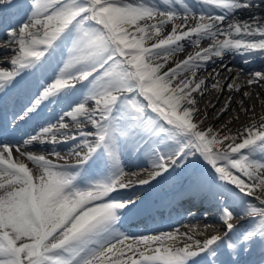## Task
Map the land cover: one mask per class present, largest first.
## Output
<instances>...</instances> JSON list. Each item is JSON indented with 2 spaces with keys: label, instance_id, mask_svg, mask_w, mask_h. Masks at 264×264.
I'll return each instance as SVG.
<instances>
[{
  "label": "snow or ice",
  "instance_id": "obj_1",
  "mask_svg": "<svg viewBox=\"0 0 264 264\" xmlns=\"http://www.w3.org/2000/svg\"><path fill=\"white\" fill-rule=\"evenodd\" d=\"M196 2L220 14L196 11L186 0H164L182 11L151 0H30L27 18L18 29H8L4 44L12 53L7 61L12 70L0 67V94L34 88L13 120L31 119L46 104L75 96L57 125L43 127L25 143L71 141L76 161L57 164L17 146L15 151L40 169L34 175L26 163L14 160L11 145H0V264H198L199 257H215L217 245L247 251L251 243L264 241V198L253 197L256 191L264 193V161L256 158L264 155V123L245 128L239 137L220 136L202 127L208 115L195 119L201 113L196 94L203 98L209 83L196 77L213 57L264 56V25L255 17L225 25L240 10L264 5V0ZM0 7L18 5L0 0ZM193 19L195 24H189ZM205 40L211 41L208 47L175 60L184 51L182 42L198 46ZM170 62L173 66L165 71ZM249 75V86L264 80V73ZM234 80L226 78L224 85L212 80L211 87L238 92ZM231 104L229 97L217 119ZM125 151L143 153L152 162L154 171L139 185L202 161L213 172L212 184L231 185L238 197L257 203L241 200L239 213L222 208V236L201 241L176 230L129 237L118 226L136 201L113 195L136 186L126 179ZM52 154L59 157L55 150ZM201 186H209L208 180ZM238 217H247L249 228L234 242L230 234L237 225L231 221ZM182 238L190 243L179 247Z\"/></svg>",
  "mask_w": 264,
  "mask_h": 264
},
{
  "label": "bare ground",
  "instance_id": "obj_2",
  "mask_svg": "<svg viewBox=\"0 0 264 264\" xmlns=\"http://www.w3.org/2000/svg\"><path fill=\"white\" fill-rule=\"evenodd\" d=\"M15 2L18 7L11 9L7 7H0V13L2 15H5L7 18H20L24 16L25 20L27 18L26 13L29 10L28 5L30 4V0H15ZM151 2L157 4L159 7L162 8L175 7L177 11H182L181 6L175 3L166 5L164 3V0H151ZM186 2L189 3L191 8L196 11H201L202 9L208 11H216L215 9L209 8L208 6H202L198 4L196 0H186ZM254 2L259 4V0H254ZM252 17L256 18V22H259L261 25H264V5L240 10L236 14L235 20L229 18L225 21V25L227 23L232 22H250ZM195 22L196 20L193 19L189 21V24L194 25ZM170 31L171 24L166 26L164 34L166 35ZM182 43L184 45V51L176 54L175 60L177 61L183 60L189 53H195L201 48L208 47L211 41H202L201 44L198 46H190L188 41H184ZM2 51L6 53L3 54V56H0V67H2L4 70L11 69V65L7 61L10 60L12 53L7 50L6 46H2L0 44V52ZM4 56H6V59H1V57ZM172 66L173 63L170 62L164 70L166 71L167 67ZM227 69H231V71H228ZM256 69L257 72L264 73V56H261L258 53H253L251 55L226 53L223 59L213 57L212 61L208 64L207 68L201 69L199 71L196 78L198 80L203 79L205 81H209L208 85L205 87V89H203V91L206 93L203 98H200L199 94H196L197 106L199 107V109H201V113L200 116L196 117L195 119L197 121L202 120L205 115H208L209 118L202 125L205 130L210 127L213 129L214 133L221 132V136H223L230 135L231 130L235 134H238L240 129H245L253 124H257V127H259V125L263 123L260 121V118L264 115V80H261L259 83H253L251 86L247 84V81L249 79H252V76H250L249 74H254L253 71H255ZM217 73H219L218 76L216 75ZM230 77H235V80L233 82L239 86L240 90L238 92L227 90L226 87L223 91H221L219 88L213 89L211 87L212 80H218L221 85H224L226 78ZM80 88L81 86L78 84L77 94L79 93ZM244 92L249 93V95L247 97H244L242 95V93ZM2 95L4 94H0V96ZM229 97H231L232 99L231 110L228 111L225 115L220 116L219 119H217V116L219 115L221 109L224 107L225 102L229 99ZM75 98V96L70 97L67 100H62L59 104H46L42 107V110H48L49 115L53 116L59 111L61 107L65 105L68 107L71 104L72 100H74ZM213 104L217 105L215 110H213ZM88 107L91 108L93 107V105L89 104ZM65 121L71 120L66 118ZM85 127L87 128L90 126L85 125ZM72 143L73 142L71 141L67 144L57 143L55 145H53L52 143H39L40 149L36 150L35 154L45 155L46 158L52 160L51 155H53L52 153L54 150L58 153L64 152L60 155V161L63 163H67L69 161L68 163H70L71 161H75L72 159H76L74 156L70 155L71 149H66L68 144ZM225 144L227 143L225 142ZM256 158L258 160L264 161V155L257 154ZM14 160L26 163L29 168L33 170L34 175L39 174L40 169L33 163L32 165H30L29 162L31 161H28L27 159L26 161L18 159ZM142 163L151 166L152 162L146 155L137 151H125L122 155V165L128 172V176L126 177V179L131 180L134 184H136L135 188L130 189V194L133 193V196H131V198L137 201H141L138 203L139 208L135 207L134 209H130L124 213L122 220L118 226L120 229H130L132 225H141L140 228H142L143 224L139 223L143 222L144 220L152 223L153 220L159 218V215L161 214L160 212L157 213V211L153 207H155L156 209H158V207H164L167 211L169 210V213L172 214L171 219L175 221L176 216L174 206L182 207L183 205L188 204H198L199 207H202L199 208L201 210H204L206 208L212 209V212L209 213L211 215L210 218L214 219L218 217V213L220 212L222 206L230 207L234 212L239 213L241 210V200H252V197H238L236 190L231 185H223L221 187H217L216 184L211 183V180H208L209 186H201V181L206 180L205 178H203L201 181H195L190 183V179L189 177H187L183 181V184L186 186L180 189V191L178 192V197L176 195L174 199L170 197L167 198L166 201H159L156 198L158 195V190L154 192L152 183L145 185H139L138 183H136L141 179H147L146 175H148V173L143 172V169L136 168ZM133 170L135 171L134 175H130L131 171ZM212 176L213 175H210V178ZM140 188L143 189V191H138ZM256 192L260 196H264V193H261L260 191ZM253 197L256 196L253 194ZM183 209L185 210L186 208L184 207ZM194 218L195 216L190 215L187 217L186 222L190 223L194 220ZM244 218L245 221H241L236 224L237 226H239L244 223L242 226H240L239 231L241 232H244L246 229L249 228L248 218ZM200 227L202 229H199ZM191 228L192 231L190 232L194 235H196L197 233L200 235L201 233H203V230L207 233H211L212 235L215 234V231L206 225L192 224ZM215 248L217 251V255L213 257L210 254V256H208L203 261V264H219V262L220 264H223L225 258L226 262L224 264H234V261H238V264L243 263L244 261H246L248 264L250 262L251 264H264V259H260L264 256V251L260 256L255 255L261 248H264V243L259 240L248 245L247 251L242 250L240 247L235 252H233L232 250L222 251L217 249L216 246Z\"/></svg>",
  "mask_w": 264,
  "mask_h": 264
},
{
  "label": "rangeland",
  "instance_id": "obj_3",
  "mask_svg": "<svg viewBox=\"0 0 264 264\" xmlns=\"http://www.w3.org/2000/svg\"><path fill=\"white\" fill-rule=\"evenodd\" d=\"M262 117H264V115L262 116ZM261 117V118H262ZM260 118V121L261 122H263L264 123V120H262ZM256 126H257V124H255ZM242 133H244V129H240L239 130V132H238V134H235L232 130H231V133H230V135H233V136H240V134H242ZM220 136L222 135V133L221 132H219L218 133ZM237 142H239V139L237 140ZM226 143H228V142H226ZM200 163H201V165L200 166H198L197 168H194V169H192L193 167H192V165L191 164H189V165H187V166H185V167H183V168H181V167H176L175 169H172V170H170L169 172H171V171H173L174 173L176 172V171H182V172H185L186 173V175L187 174H190V175H192L193 177L194 176H196V175H199L200 173H202V174H204L205 172L204 171H202L201 169H204V168H207V169H209V171L210 172H212V170L210 169V167L208 166V165H206L204 162H202V161H199ZM188 167H190V168H188ZM31 169V168H30ZM32 170V169H31ZM154 170V169H153ZM32 172H33V170H32ZM134 173H135V171L133 170V171H131V173H130V175H134ZM213 173V172H212ZM168 174V173H167ZM171 174H172V172H171ZM170 173L168 174V175H166V176H168L167 177V179L164 181V182H167L169 179H170V177L172 176ZM176 177V178H175ZM146 178L147 179H149V174L148 175H146ZM164 178V177H163ZM172 179H170V181H173L174 179H178V177H177V173L175 174V176L174 177H171ZM132 179V178H131ZM193 180H194V178H193ZM155 181V180H154ZM169 181V182H170ZM121 192V191H120ZM256 193V194H255ZM255 193H253L256 197H260V198H264V196L263 195H259V194H257V192H255ZM263 196V197H262ZM115 198H117V199H122L120 196H116ZM253 203H257V201H255V200H251ZM220 224H221V221L220 222H218V221H214V223L212 224V225H210L209 226V228H212L215 232V234H213V235H223L224 234V230H223V228L221 229V228H219V226H220ZM193 225H195L194 223H193ZM217 225V226H216ZM189 226V227H188ZM185 229H178L179 230V232L180 233H184V232H189V233H191L190 231H192V224L191 225H188ZM191 228V229H190ZM219 228V229H218ZM199 229H202L201 227L199 228ZM210 234V235H209ZM212 234L211 233H207V232H205L204 230H203V233H201L200 235L197 233L196 235H195V238L196 239H200L201 241H203L204 239H206V238H208V237H210ZM234 236H236L235 234H234ZM205 237V238H204ZM264 242V241H263ZM184 243H190V241H187L186 239H181L180 241H178L177 242V246H179V247H182L183 246V244Z\"/></svg>",
  "mask_w": 264,
  "mask_h": 264
}]
</instances>
